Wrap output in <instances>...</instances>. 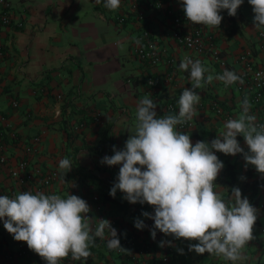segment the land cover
Instances as JSON below:
<instances>
[{
    "label": "crops",
    "instance_id": "crops-1",
    "mask_svg": "<svg viewBox=\"0 0 264 264\" xmlns=\"http://www.w3.org/2000/svg\"><path fill=\"white\" fill-rule=\"evenodd\" d=\"M14 1L12 17L21 18L23 24L0 29V129L8 157L7 163L0 164V181L17 188L8 170L21 157L30 156L35 166H53L58 177L45 194L64 198L74 194L86 199L90 207L88 223L93 231L99 219H107L119 239L130 232L139 247L121 254L116 249L99 254L91 251V264H169L168 259L179 249L188 252L192 264H232L222 257L189 251V243L196 241L175 239L159 230L152 239V219L143 216L146 227L137 229L128 211H119L102 199V192L110 190L116 181L120 165L108 166L101 160L114 154L113 146L123 149L138 102L149 96L157 103L158 113L165 99L174 97L178 101L183 89L191 87L189 73L179 70L187 50L171 37V19L166 12V8L183 10L180 0H166V7L152 6L145 0H121L115 11L107 9L103 0ZM124 14L127 17L119 21L117 16ZM221 15L220 27L205 29L226 57L227 70L242 75L244 63L238 56L247 48L252 51L253 61L264 66V38L253 25L251 6L244 1L235 16H229L227 10H222ZM233 20L239 23L238 31L231 33ZM144 26L150 29L162 52L157 64L139 60L133 50ZM202 64L209 69L205 77L223 73L210 54L204 56ZM149 75L157 79L154 87L147 85ZM242 88L240 82L226 86L213 79L196 90L200 95L196 115L192 126L183 132L190 135L193 144L198 140L210 142L223 130L226 120L239 115L244 99ZM214 102L222 112L216 111ZM96 112L100 113L98 119H94ZM250 114L257 119L259 107L251 104ZM42 130L45 132L39 151L29 154V139ZM237 139L247 151L244 138ZM63 158L73 164L65 177L58 169ZM219 159L224 167L214 182V191L225 202H232L231 189L238 187L242 197L258 210L256 239L244 249L248 259L236 264H264V175L252 165L246 167L243 154L221 153ZM147 212L154 213V208L149 206ZM109 238L106 232L105 239H95V246L103 251V241ZM161 241L165 242L163 246ZM21 243L30 251L28 256L19 253ZM40 258L26 242L16 241L0 220V264H46ZM65 259L70 264H85V260H73L71 255Z\"/></svg>",
    "mask_w": 264,
    "mask_h": 264
},
{
    "label": "clouds",
    "instance_id": "clouds-1",
    "mask_svg": "<svg viewBox=\"0 0 264 264\" xmlns=\"http://www.w3.org/2000/svg\"><path fill=\"white\" fill-rule=\"evenodd\" d=\"M100 0H97L99 3ZM121 0H103L112 11L120 7ZM187 21L210 28L220 27L222 10L235 16L244 0H180ZM252 7L253 25L264 31V0H248ZM179 70L189 73L191 87H185L178 99L177 115L159 116L155 103L144 96L137 104L134 133L125 141L123 149L113 146L114 154L105 155L101 163L120 165L116 181L109 195L117 190L123 198L135 204L154 208V213L143 212L144 217L154 221L151 237L156 230L175 239L183 238L189 243L188 250L197 254L208 253L236 264L247 260L244 249L256 239L254 225L257 208L241 190L233 187L232 202H225L214 191V182L224 167L216 152L235 156L243 154L247 165L264 175V124L257 126L256 116L250 114L251 104L247 97L241 101V111L236 118H229L223 130L210 142L196 141L190 135L177 131L196 115L200 95L196 91L213 79L224 85L243 83L236 72L225 69L215 77L199 59L185 57ZM238 136L244 138L247 151L241 146ZM70 159L59 161L58 169L63 177L71 170ZM90 207L81 197L23 191L13 197L0 195V220L4 228L16 241H24L30 250L45 260L46 264H60L69 257L87 260L91 255L90 245L95 239H105L107 246L115 250L122 248L117 230L107 219H99L95 230L88 223ZM137 229L146 227L137 218ZM161 241V246L164 245ZM169 244L171 241L168 242ZM183 253V249H179Z\"/></svg>",
    "mask_w": 264,
    "mask_h": 264
},
{
    "label": "built area",
    "instance_id": "built-area-1",
    "mask_svg": "<svg viewBox=\"0 0 264 264\" xmlns=\"http://www.w3.org/2000/svg\"><path fill=\"white\" fill-rule=\"evenodd\" d=\"M138 0H133L136 2ZM155 7H166V0H145ZM13 5L10 0H0V29L11 24L19 27L23 24L21 18L13 19ZM166 12L170 15L171 19V37L173 40L184 47L187 52L183 55V59L191 57L193 60L199 59L202 63L206 54H210L213 59L223 69H227L226 57L221 53L212 39V35L206 32L205 26L200 24H191L187 21L183 10H174L166 8ZM141 17V13H139ZM127 16L119 15L117 19L123 21ZM260 36L264 38V31L259 32ZM137 41L134 45V52L136 57L146 63L157 64L162 60V52L156 45V41L150 29L144 26L140 34L137 36ZM251 49H244L238 56L244 63V70L242 72L243 85L242 92L243 98L247 97L250 104L259 107L260 115L256 119L257 126L264 124V67L258 65L253 61ZM3 54V42L0 39V58ZM147 85L154 87L157 79L153 76H147ZM16 105V101L13 102ZM217 112H222V108L216 103H213ZM179 111L178 101L175 98H167L162 104L159 105L158 115H177ZM100 113L94 114V119L99 118ZM230 116V115H228ZM193 121H187L182 125H177V131L184 132L190 128ZM45 130L33 135L27 144V152L37 153L43 138ZM3 131L0 129V164L7 163L8 157L4 152L3 145ZM220 158L221 153H215ZM8 175L17 188L12 189L0 181V195H7L10 198L23 191H31L33 194L36 192L46 193L55 179L58 177V170L53 166H35L32 164L30 156L21 157L9 167ZM16 189H19L16 191ZM88 205L89 202L84 199ZM121 243V241H120ZM123 243V242H122ZM121 243V244H122ZM19 253L23 256H28L30 251L25 246L20 244ZM121 249V248H120ZM120 249H116L120 251ZM41 259V258H40ZM41 259L40 261H42ZM60 264H70L67 259H64Z\"/></svg>",
    "mask_w": 264,
    "mask_h": 264
},
{
    "label": "trees",
    "instance_id": "trees-1",
    "mask_svg": "<svg viewBox=\"0 0 264 264\" xmlns=\"http://www.w3.org/2000/svg\"><path fill=\"white\" fill-rule=\"evenodd\" d=\"M244 1L246 3H248V0H244ZM251 9H252V7H251ZM242 20H244V19H242ZM238 24H239L238 22H236L234 20L232 21V23L230 25V32L231 33L238 31ZM171 98H174V97H171ZM224 171H226V173H227V165L224 168ZM109 192H110V190H104L102 192V199L104 201H108V202L114 204L119 211H124V212L128 211L131 219H133L134 221L137 218L141 219L143 217L142 213L143 212H147V210H148V208L150 206L147 203L140 204V203L137 202L135 204H132V203L128 202L126 199L123 198L124 195L119 190H117V193H116L115 197L110 196ZM116 222H117V220H116ZM126 235L127 236L125 238L120 239L121 243L123 242L121 244L122 248L118 252L115 251L116 253H120V254L124 253V252L129 253L135 248H137V250H139L138 249L139 248L138 245L135 243V239L133 237H130V232H126ZM103 246H104L103 248H106V249L101 251L100 247L99 248L96 247L95 243H94V245H90V251H93V252H96L97 254H99V252H105V250H108V251L112 250V249L108 248L107 240L103 241ZM100 256L103 257V255H100ZM191 259L192 258L190 257L188 252L180 253L179 251H177V252H173L172 253L170 259H168V263L169 264H175L179 260L180 264H192L191 263ZM160 263L164 264L165 261H160ZM85 264H91V256H89L87 258V260L85 261Z\"/></svg>",
    "mask_w": 264,
    "mask_h": 264
},
{
    "label": "rangeland",
    "instance_id": "rangeland-1",
    "mask_svg": "<svg viewBox=\"0 0 264 264\" xmlns=\"http://www.w3.org/2000/svg\"><path fill=\"white\" fill-rule=\"evenodd\" d=\"M11 1L13 2V4L16 3V1H14V0H11ZM130 126H131V127H130V130H129V135H130V134H133V133H134V130H135V129H134V123L131 124Z\"/></svg>",
    "mask_w": 264,
    "mask_h": 264
}]
</instances>
